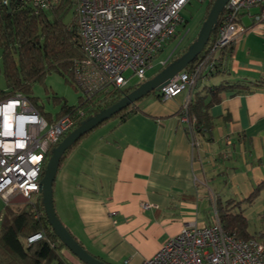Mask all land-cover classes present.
Masks as SVG:
<instances>
[{"label": "crops", "instance_id": "0c3cea01", "mask_svg": "<svg viewBox=\"0 0 264 264\" xmlns=\"http://www.w3.org/2000/svg\"><path fill=\"white\" fill-rule=\"evenodd\" d=\"M243 22L248 29L224 52L220 72L200 81L202 91L249 83L211 106V139L197 133L195 146L187 133L180 115L187 91L167 100L152 93L139 99L141 110L94 129L62 161L57 213L94 255L142 264L185 224H211L217 197L243 199L264 180V24ZM257 199L247 212L264 209ZM6 205L0 197V214Z\"/></svg>", "mask_w": 264, "mask_h": 264}, {"label": "built area", "instance_id": "2783aa9c", "mask_svg": "<svg viewBox=\"0 0 264 264\" xmlns=\"http://www.w3.org/2000/svg\"><path fill=\"white\" fill-rule=\"evenodd\" d=\"M190 1L75 0V25L83 50L73 68V81L83 93L77 108L62 114L59 109L47 115L22 91L0 99V197L7 204L14 203L16 195L27 200L41 195L47 154L72 130L79 117L85 116L110 91L133 85V76L138 77V83L149 78L154 59L185 22L182 10ZM32 2L41 10H48L58 0ZM244 16L252 24H264V0H228L216 38L204 57L192 68L180 70L158 91L164 100L187 91L181 114L185 124L191 125L195 119L191 120L186 110L196 86L204 75L216 69L228 45L247 31ZM183 36L158 61L160 68L176 55ZM150 205L144 202L142 208ZM116 214L117 211H111V217ZM44 237V232L38 231L27 241ZM142 264H264V242L232 233L216 215L211 224H185Z\"/></svg>", "mask_w": 264, "mask_h": 264}, {"label": "trees", "instance_id": "16d2710c", "mask_svg": "<svg viewBox=\"0 0 264 264\" xmlns=\"http://www.w3.org/2000/svg\"><path fill=\"white\" fill-rule=\"evenodd\" d=\"M71 1L60 0L50 9L41 10L32 0H8V3L0 0V73L3 74L6 82V87L0 88V99L17 91H22L30 96L33 85L44 81L51 72H58L64 78L73 80L74 62L83 55V50L75 22L73 23L72 20L70 22L65 21ZM213 2L214 0L208 1L205 18ZM221 19L222 13L215 30L211 33L209 42L203 51L189 63L187 68H192L204 57L210 44L216 38ZM233 42L228 45L225 51L232 46ZM189 44L183 46L173 59L184 53ZM225 51L222 52L221 59L212 72H220L221 60ZM137 84L130 85L123 90L110 91L85 116L79 117L73 128L88 115L94 114L119 100L124 94L134 89ZM230 89L247 91L249 90V83L235 82L209 85L204 88V91L198 90L191 96L186 113L190 115L191 120L193 117L195 119L192 120L191 125L186 124V130L195 146H197L195 139L197 133L211 139L213 128L211 106L220 100L224 91ZM153 92L158 93V91ZM30 98L34 102L36 101L33 97L30 96ZM57 98L60 99L61 97L57 96ZM61 102L59 114L77 108V105H70L66 100H61ZM139 110L141 109L137 102L133 103L101 125L111 119L122 122ZM182 113L183 108L180 115ZM81 139L66 151L61 163ZM50 154L51 151L47 154L46 162ZM263 187L264 180L257 184L254 190L243 199L228 198L223 200L220 197L216 198L218 218L232 233L243 238H257L248 229V220L243 214L242 204H252ZM41 196L38 197L37 202L7 204L0 214V264H77L76 262L80 261L55 234L48 222ZM38 231H43L45 237L28 242L27 237ZM258 236L264 237V233L261 232ZM260 240L264 242V239ZM79 242L81 241L79 240Z\"/></svg>", "mask_w": 264, "mask_h": 264}, {"label": "water", "instance_id": "95a60500", "mask_svg": "<svg viewBox=\"0 0 264 264\" xmlns=\"http://www.w3.org/2000/svg\"><path fill=\"white\" fill-rule=\"evenodd\" d=\"M227 1L228 0H214L207 17L202 23L197 37L188 45V48L184 53L172 59L152 77L138 83L134 89L124 94L113 104L82 119L76 127L70 130L60 140V142L52 147L51 154L46 162L40 181L42 195L41 201L48 222L53 228L55 234L82 262L86 264H113L91 253L73 235L57 213L54 200V183L64 154L85 134L145 95L153 91H159L176 73L186 68L189 63H191L203 51L209 42L211 33L215 30L219 16L224 11Z\"/></svg>", "mask_w": 264, "mask_h": 264}, {"label": "rangeland", "instance_id": "374dc122", "mask_svg": "<svg viewBox=\"0 0 264 264\" xmlns=\"http://www.w3.org/2000/svg\"><path fill=\"white\" fill-rule=\"evenodd\" d=\"M59 1L60 0H58V2ZM208 1L203 2L200 0H191L189 3L186 4L184 9L182 10V14L185 19L184 20L185 22L178 26L176 33L177 35L173 37L168 43L165 44L164 50L161 51L158 54V56L154 59L153 61L154 67L149 71V75H152L153 73H157L161 69L158 65V61L170 53V51L176 46V44L179 42V40L183 35L184 36L181 44L178 47V51L183 46L187 45L188 43H191L194 40V37L197 36L202 26V23L205 20L204 17L205 9ZM74 8H75V0H72L70 3V9L68 10L65 16L66 22H70L71 20L73 23L75 22ZM138 82L139 79L137 76H133L131 78V84H136ZM201 84L202 82H199V84L196 86L195 90L193 91L192 95H194L198 91ZM5 87H6L5 78L3 74L0 73V88H5ZM152 93L154 94V92H151L149 94ZM29 95L36 100L35 101L36 104H38L40 108H42L47 115H50L51 113H54L61 108L62 105L61 100H66L70 105H78L82 101V97H83L82 91L78 88V86L74 83V81L72 79L64 78L58 72H51L45 77L44 81L35 83ZM57 96L61 98L58 99ZM138 101L139 100H137L136 102L138 103ZM97 128L98 127H96L95 129ZM59 180H60V170H58L54 183V197L56 194V190H57L56 187ZM260 192L257 196L258 198L257 203H261V202L264 203V196H262L264 195V187L260 190ZM13 200H14L13 204H19V203L22 204L25 202H37L38 198L27 200L21 195H16ZM211 203L212 205L214 204V198L211 201ZM249 205L250 204L247 205L246 203L242 204L243 214L246 216L248 220V229L251 233H254L255 236H257V238L264 239V237L258 236L259 233L261 232L264 233V209L258 211L257 209L254 208L247 212L246 209L248 208ZM215 219L216 217H214L213 215L209 221L214 222Z\"/></svg>", "mask_w": 264, "mask_h": 264}]
</instances>
